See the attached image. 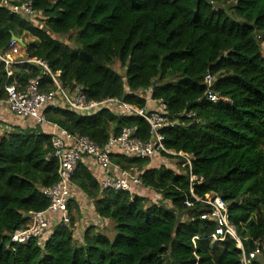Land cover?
Listing matches in <instances>:
<instances>
[{
  "label": "trees",
  "instance_id": "obj_1",
  "mask_svg": "<svg viewBox=\"0 0 264 264\" xmlns=\"http://www.w3.org/2000/svg\"><path fill=\"white\" fill-rule=\"evenodd\" d=\"M30 1L36 13L31 22L0 9V54L12 38L30 37L24 58L60 72L59 84L68 92L80 87L89 101L118 99L140 109L147 99L163 103L175 123L160 132L164 148L190 157L192 175L202 179L193 184L194 195L219 196L244 253L259 250L249 264H264V0H235V18L224 8L231 0ZM65 37L72 45L57 40ZM11 70L7 79L0 63V102L12 80L23 87L39 77L41 92L53 90L34 64ZM206 75L213 79L215 103L206 98ZM43 115L99 147L126 128H136L140 141L149 139L142 119L108 110L82 115L47 108ZM171 159L178 160V169L164 167L163 160ZM153 160L162 164L151 167ZM111 163L140 172L142 186L101 191L100 177L85 164L71 181L104 225L88 227L82 242H75L82 216L72 190L70 226L56 223L40 239L19 245L10 238L30 214L47 209L41 191L57 182V164L50 136L37 126L0 134V264H242L234 241L210 240L216 227L200 219L207 208L191 200L183 160L163 153L152 160L115 154ZM142 189L150 196H142ZM186 199L191 208L183 206ZM109 223L112 241L103 232Z\"/></svg>",
  "mask_w": 264,
  "mask_h": 264
},
{
  "label": "built area",
  "instance_id": "obj_2",
  "mask_svg": "<svg viewBox=\"0 0 264 264\" xmlns=\"http://www.w3.org/2000/svg\"><path fill=\"white\" fill-rule=\"evenodd\" d=\"M0 9L7 10L9 14L18 15L28 22L36 18L30 0H0ZM22 45L12 38L6 54L4 56L0 54V63L4 65L6 78H12L11 67L31 63L40 67L42 74L49 76L53 90L41 92L39 77L30 79L23 87L18 86L15 80H12L4 88L6 96L4 103L7 110L17 119L33 121L35 126L49 130L52 158L57 164V182L41 191L49 202L47 209L44 212L30 214L29 223L11 236L12 243L24 245L31 240H38L56 223L65 227L70 226L68 205L72 196L71 181L77 166L85 164L86 161L95 165L100 172L99 187L101 191L133 192L142 186L141 173L137 170L118 169L112 165L111 156L119 154L125 158L152 160L163 153L180 158L184 162L181 167L188 168L190 198L193 202L207 208V213L202 214L200 219L212 222L216 227L214 233L210 235V240L217 243L223 242L225 239L234 241L236 248L241 252L242 264H249L259 256V250L248 255L244 253L236 230L230 223L228 205L219 196L206 195L204 198H198L194 195L192 186L194 183L201 182L202 179H197L192 175L190 157L164 148V139L160 132L165 128H172L175 123L172 117L167 114L163 103L147 99V104L153 105V109L147 107L140 109L118 99L89 101L80 87L69 92L63 89L58 81L60 72L53 74L48 66L40 60H26L24 55L19 53L20 49H23ZM10 56L14 58L11 59ZM212 83V77L206 75L204 78V84L207 87L206 98L215 103L219 101V98L210 91ZM47 108H64L82 115L108 110L118 117H138L147 124L149 139L140 141L136 137V128H126L121 131L119 136L109 138L103 147H99L85 137L70 134L58 126L50 124L43 115ZM192 205L190 200L186 199L183 202V206L186 208H191ZM51 216H55L57 219L52 220Z\"/></svg>",
  "mask_w": 264,
  "mask_h": 264
},
{
  "label": "crops",
  "instance_id": "obj_3",
  "mask_svg": "<svg viewBox=\"0 0 264 264\" xmlns=\"http://www.w3.org/2000/svg\"><path fill=\"white\" fill-rule=\"evenodd\" d=\"M23 48V45H22ZM148 109H153V105L150 106L149 104H147ZM19 128V129H26V128H34L36 127L33 121L30 120H19L17 119L14 115H12L8 110H7V106L5 105L4 102H0V134H3L7 131L10 130V128ZM40 131H42L43 133L48 134V129L47 128H40ZM86 166H88V169L93 173L94 176H99L100 177V172L99 170L95 167V165L92 164V162L90 161H86L85 163ZM73 190V199L76 202V205H78L79 207V211L80 214L82 216L81 220L79 221V223H85L89 221L88 226H86L85 229L82 230V234L84 233V231L90 227V226H94L95 224L102 226V224L104 222H102L98 217H96V215L93 212V208H92V204L90 201L86 200L85 197L79 195L77 193V191L75 190V188L72 189ZM142 192L140 193L142 196L145 197H149L150 196V192L147 190H141ZM52 220H56L57 218L55 216H51ZM76 223L75 225V229L73 232H76L78 230L79 227L76 228V226L79 224ZM104 225V224H103ZM54 226V225H53ZM81 226V225H80ZM96 229H98L96 227ZM82 241V240H81Z\"/></svg>",
  "mask_w": 264,
  "mask_h": 264
},
{
  "label": "rangeland",
  "instance_id": "obj_4",
  "mask_svg": "<svg viewBox=\"0 0 264 264\" xmlns=\"http://www.w3.org/2000/svg\"><path fill=\"white\" fill-rule=\"evenodd\" d=\"M234 2H235V0H231L228 4H226L225 5V7L224 8H226L227 10H228V13L232 16V17H234L235 18V16L233 15V11H232V7H233V5H234ZM59 42H61L62 44L63 43H66V44H70V45H72L68 40H67V37H65L64 39H57ZM259 41H261V39H258ZM22 42L24 43V44H29V43H31V42H33V39H31L30 37H24L23 39H22ZM261 50H262V54L264 55V42H262L261 43ZM19 53L23 56L24 55V48L23 49H20V51H19ZM10 58L11 59H13L14 57H12V56H10ZM113 69L116 71V72H118V73H120L121 74V76H123V74H122V72L123 71H121L120 69H119V67L117 66V65H115L114 67H113ZM146 99H147V95H143ZM157 161H158V159H156ZM178 160L177 159H171V160H168V161H164L163 160V165H164V167L165 168H169V169H172V170H176V169H178V168H176V167H178L177 165H178ZM162 163L161 162H158V164L156 165L155 164V161L153 160V161H151L150 162V166L151 167H155V166H160ZM176 166V167H175ZM160 198V197H159ZM158 198V199H159ZM86 224L87 225H85V223H79L77 226H76V228L77 227H79L78 228V230L76 231V232H73V238H74V240H75V242L76 243H81L82 241V230L83 229H85L86 228V226H88V224H89V221L88 222H86ZM81 225V226H80ZM52 228V227H51ZM103 232H105L104 234L112 241L113 239H114V237H115V234L112 232V226H111V224L109 223L108 225H106V228H104L103 229Z\"/></svg>",
  "mask_w": 264,
  "mask_h": 264
},
{
  "label": "water",
  "instance_id": "obj_5",
  "mask_svg": "<svg viewBox=\"0 0 264 264\" xmlns=\"http://www.w3.org/2000/svg\"><path fill=\"white\" fill-rule=\"evenodd\" d=\"M14 39H15V38H14ZM15 40H17V41H18V43L22 45V42H21V40H18V39H15Z\"/></svg>",
  "mask_w": 264,
  "mask_h": 264
},
{
  "label": "clouds",
  "instance_id": "obj_6",
  "mask_svg": "<svg viewBox=\"0 0 264 264\" xmlns=\"http://www.w3.org/2000/svg\"><path fill=\"white\" fill-rule=\"evenodd\" d=\"M23 48H24V44H23Z\"/></svg>",
  "mask_w": 264,
  "mask_h": 264
}]
</instances>
